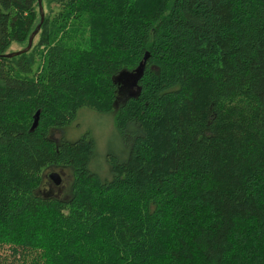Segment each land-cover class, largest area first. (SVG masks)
Instances as JSON below:
<instances>
[{"label":"trees","instance_id":"trees-1","mask_svg":"<svg viewBox=\"0 0 264 264\" xmlns=\"http://www.w3.org/2000/svg\"><path fill=\"white\" fill-rule=\"evenodd\" d=\"M51 2L0 56V264H264V0ZM36 7L0 0V54ZM81 109L132 135L106 178Z\"/></svg>","mask_w":264,"mask_h":264},{"label":"rangeland","instance_id":"rangeland-1","mask_svg":"<svg viewBox=\"0 0 264 264\" xmlns=\"http://www.w3.org/2000/svg\"><path fill=\"white\" fill-rule=\"evenodd\" d=\"M34 1H36L37 3L36 11L38 13V18L40 19L36 26L33 23V27H35H32L33 30L30 32V35L32 32H35V34L32 38L31 46L28 51L31 49L32 45L38 40V26L41 22V15H46L49 12V8H54L55 5L54 2H51L53 0H40V2H38V0ZM49 2H51L50 6L48 5ZM30 35L27 37L28 39ZM28 39L26 40V43L22 45H19L15 42L11 43V45L8 47L9 49H7L6 52H4L2 55L18 52L24 49L27 46ZM20 54H17L13 57H17ZM86 133H88L94 141V149L89 162V167L94 173H97L101 178H106L109 175V159L113 158L119 161H123L126 158L127 151L129 148L128 140L132 135L130 133H126V135L118 134V131L114 125V119L112 114L97 113L95 111H87L81 109L78 111L76 119L70 125V129H68L64 133V135L65 138L74 140L81 136H84ZM66 185H68L67 182ZM66 194L67 192L65 191L64 196ZM5 249V247H1L0 253H4Z\"/></svg>","mask_w":264,"mask_h":264},{"label":"water","instance_id":"water-1","mask_svg":"<svg viewBox=\"0 0 264 264\" xmlns=\"http://www.w3.org/2000/svg\"><path fill=\"white\" fill-rule=\"evenodd\" d=\"M38 2H40V0H38ZM41 16H42V18H41V21H42L43 15H41ZM34 34H35V32H32L31 33V35H30V37L28 39L27 46L24 49H22V50H20L18 52L9 53V54H5V55H2V56L3 57H7V58H11V57H13V56H15L17 54H20V53H23V52L28 51V49L31 46V42H32V38H33ZM146 57H147V55H145L143 57V60L141 62H139V64L137 65V67H135L132 71H128V70L121 71L117 76H115L113 78V80L115 81V83H118V85H121L122 87H127V88H130V89L135 90L134 93H131V96H136V95L139 94L140 87L138 85V81L143 76L144 65H145ZM39 113H40V110L38 109L33 114V116H32V122H31V125L29 127V131H33L37 127V123H38V119H39ZM49 179L54 184H58L60 182L61 175L59 173H51L49 175Z\"/></svg>","mask_w":264,"mask_h":264},{"label":"flooded vegetation","instance_id":"flooded-vegetation-1","mask_svg":"<svg viewBox=\"0 0 264 264\" xmlns=\"http://www.w3.org/2000/svg\"><path fill=\"white\" fill-rule=\"evenodd\" d=\"M33 28L30 30V32L33 30ZM30 32H29V35H30ZM2 54L3 53H1L0 56H2ZM64 175H65L64 173L61 174V179H60V182L58 184H54L51 181L46 183V185L43 187V191H46L45 196L58 197V196L64 195V192L67 190V185H66L67 180H66V177Z\"/></svg>","mask_w":264,"mask_h":264}]
</instances>
